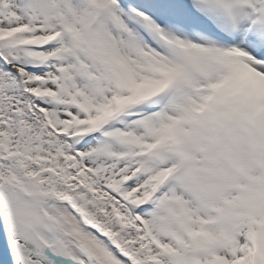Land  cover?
Instances as JSON below:
<instances>
[{"label": "snow or ice", "instance_id": "obj_1", "mask_svg": "<svg viewBox=\"0 0 264 264\" xmlns=\"http://www.w3.org/2000/svg\"><path fill=\"white\" fill-rule=\"evenodd\" d=\"M0 264H264V0H0Z\"/></svg>", "mask_w": 264, "mask_h": 264}]
</instances>
